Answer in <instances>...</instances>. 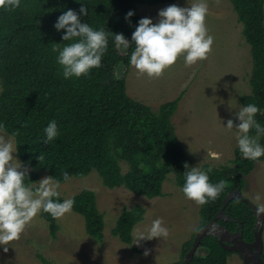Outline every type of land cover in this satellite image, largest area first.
Listing matches in <instances>:
<instances>
[{"label": "trees", "instance_id": "1", "mask_svg": "<svg viewBox=\"0 0 264 264\" xmlns=\"http://www.w3.org/2000/svg\"><path fill=\"white\" fill-rule=\"evenodd\" d=\"M177 0H21V6L5 9L0 6V128L7 134L15 133L18 157L31 167L25 182L34 184L39 171H48L55 181L65 182L70 177H84L96 170L109 188L125 186L133 192L154 198L163 195V184L172 171L176 183L184 184L185 162L190 158L177 132L173 117L187 92L184 89L158 109L131 96L127 91L126 75H116L117 66H131L129 59L135 48L130 42L122 53L112 37L124 33L130 40L141 16L138 4L156 5ZM243 24V34L251 45L253 70L250 78L251 93L242 94L243 105L255 103L260 111L256 119L264 125V0H230ZM81 3L88 6L89 14L82 20L94 28H103L108 36V51L101 66L88 75L63 77L58 64L56 43L62 42V32L54 24L58 16L72 8L79 12ZM134 9L131 23L125 13ZM78 39V38H76ZM58 125L59 135L44 142V128L51 120ZM255 129L250 130V135ZM259 142L264 145V136ZM41 155V159L38 157ZM236 166L205 164L210 181L223 180L224 189L215 200L201 205L200 228L210 222L221 210L231 189L246 184L249 174L259 160L243 157L235 150ZM122 162L128 164L124 171ZM28 173V176H27ZM72 209L82 215L87 233L101 239L104 236V214L100 211L97 195L89 188L75 194ZM64 200L61 195L59 198ZM233 220L219 222L231 231L239 228L247 241L255 238L256 215L248 202L236 197L225 207ZM142 205L124 208L112 233L128 244L134 240L133 229L145 219ZM49 222L51 234L59 228L57 218L42 211ZM193 236L183 243L181 258L168 264H181L193 244ZM198 252L189 264H228L227 257L234 251L224 249L216 236L206 235ZM136 249V248H135ZM197 250V251H198ZM42 264H57L39 254ZM264 259V253L262 254Z\"/></svg>", "mask_w": 264, "mask_h": 264}, {"label": "rangeland", "instance_id": "2", "mask_svg": "<svg viewBox=\"0 0 264 264\" xmlns=\"http://www.w3.org/2000/svg\"><path fill=\"white\" fill-rule=\"evenodd\" d=\"M193 2L196 0L138 4L137 11L141 17H152L153 22H157L159 9L170 4L190 7ZM207 5L205 23L214 40L205 59L186 66L183 57H178L159 77L138 74L134 66H130L126 73L125 65L120 64L116 75H126L128 93L155 109L187 89L173 121L191 166H236L238 130L235 127L228 129L225 125L229 118L233 119L234 125L239 123L235 113L243 106L240 96L251 93V45L243 34V24L230 0H207ZM119 49L122 53L127 51L123 46ZM0 134L8 135L1 129ZM14 155L18 156L17 153ZM19 160L21 170H31L28 164ZM122 166L124 171L128 170L127 163L122 162ZM45 176L51 175L46 170L39 171V180ZM244 177V196L254 204L264 206V160H259ZM39 180L32 185L38 186ZM84 188L95 191L99 209L104 214L105 228L101 239L87 233L84 217L73 209L57 218L59 228L53 236L41 210L19 239L9 242L7 251L0 246V264H42L39 254L57 264H168L181 258L183 243L200 229L201 205L185 197L172 171L163 184V195L154 198L133 192L125 186L109 188L96 170L87 176L70 177L60 182L59 191L67 199ZM136 205L145 208V219L136 224L134 240L128 244L114 235L112 229L123 209ZM156 218H161L168 228L167 237L143 239L139 244L135 243V232L147 233ZM197 252L203 254L205 248ZM227 260L228 264H244L237 252L229 254Z\"/></svg>", "mask_w": 264, "mask_h": 264}, {"label": "clouds", "instance_id": "3", "mask_svg": "<svg viewBox=\"0 0 264 264\" xmlns=\"http://www.w3.org/2000/svg\"><path fill=\"white\" fill-rule=\"evenodd\" d=\"M0 6L15 9L21 6V0H0ZM134 11L130 9L125 13V20L129 23ZM207 13V0H196L190 7L170 4L159 9L157 22H153L152 17H141L131 34V40L122 32H115L112 39L116 47L123 46L125 49L130 42H134L135 48L131 52L129 64L138 70V74L159 77L178 57H183L186 66L207 57L214 40L205 23ZM88 14V6L81 3L79 12L68 8L58 16L54 24L57 31L65 30L62 32V42H69L63 46L56 43L53 48L58 53L56 59L62 66L65 79L88 75L93 68L101 66L102 58L108 51L109 33L83 21L82 17ZM258 111L260 109L255 103L245 104L235 113L239 123L234 125L233 119L229 118L224 124L228 129L235 127L238 130L239 150L243 157L251 160L264 156V145L259 142L260 137L264 136V125L256 119ZM251 129H255L254 136L249 134ZM44 133L46 143L59 135L54 119L46 125ZM17 152L15 133L0 134V246H4L5 251L9 242L19 239L38 212L42 210L50 213L53 218H60L72 210L75 202L74 198L63 201L54 199L61 196L60 182L52 181L51 176L40 179L38 186L26 183V172L21 170V161L14 155ZM38 159H41V155ZM185 169L181 190L186 198L194 200L198 205L215 200L225 187L223 180L215 183L210 181L208 172L211 169L190 166L188 162H185ZM68 179L69 175L65 172L64 180ZM259 211H264V206ZM167 235L168 228L161 218H156L147 233L139 230L135 232V243Z\"/></svg>", "mask_w": 264, "mask_h": 264}, {"label": "water", "instance_id": "4", "mask_svg": "<svg viewBox=\"0 0 264 264\" xmlns=\"http://www.w3.org/2000/svg\"><path fill=\"white\" fill-rule=\"evenodd\" d=\"M236 197L242 198L248 202L255 212V239L253 241H247L244 239L243 233L239 229L242 227V222H239L238 229L235 231H231L219 222L220 219L233 220V218L226 214L225 207L231 199ZM260 208V206L254 204L244 196L241 186L237 189H231L225 197L223 206L217 215L198 230L194 237L192 247L185 255L181 264H189L192 261L200 247L202 239L206 235L216 236L224 249L237 252L243 259L244 264H264V259L262 257V254L264 253V211H259Z\"/></svg>", "mask_w": 264, "mask_h": 264}, {"label": "flooded vegetation", "instance_id": "5", "mask_svg": "<svg viewBox=\"0 0 264 264\" xmlns=\"http://www.w3.org/2000/svg\"><path fill=\"white\" fill-rule=\"evenodd\" d=\"M254 239H255V238H254ZM254 239H253V240H254ZM253 240H252V241H253Z\"/></svg>", "mask_w": 264, "mask_h": 264}]
</instances>
